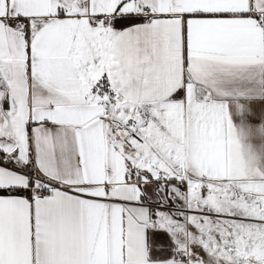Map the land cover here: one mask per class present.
Masks as SVG:
<instances>
[{
    "label": "snow or ice",
    "instance_id": "snow-or-ice-1",
    "mask_svg": "<svg viewBox=\"0 0 264 264\" xmlns=\"http://www.w3.org/2000/svg\"><path fill=\"white\" fill-rule=\"evenodd\" d=\"M0 264H264V0H0Z\"/></svg>",
    "mask_w": 264,
    "mask_h": 264
}]
</instances>
